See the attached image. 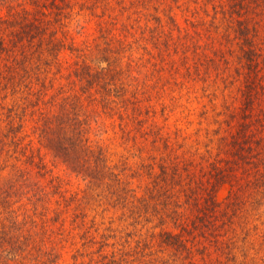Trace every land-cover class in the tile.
Masks as SVG:
<instances>
[{"label": "trees", "instance_id": "1", "mask_svg": "<svg viewBox=\"0 0 264 264\" xmlns=\"http://www.w3.org/2000/svg\"><path fill=\"white\" fill-rule=\"evenodd\" d=\"M135 1L131 0V4ZM147 1L153 0H138L137 3L147 6ZM158 1L166 4L167 0ZM171 1L178 0H169V20L172 28H177L179 15L174 14ZM50 5L59 8L60 3L58 0L48 5L39 0H0V97L3 102L13 101L8 117L0 118V176L4 181L0 188V264H58L57 245L68 238L76 241L74 230L77 229L82 232L84 246L99 244L96 253L101 257L86 264H169V247H173L174 254L181 259L195 264V244L187 234L203 235L205 230L210 233V241L216 244L214 252L224 256L223 259L216 257L217 264H242L244 261L238 259L236 241L229 236L228 228L234 227L238 215L234 199L236 184L241 178L238 171L245 173L248 186L259 183L264 186V105L260 101L264 93V0H211L213 17L207 12V5L203 7L209 20L200 17L193 22L187 15L186 21L194 26V34L200 37L202 32L212 31L208 23L217 29L223 22H230L228 27L236 39L244 79L235 132L220 137L226 155L211 161L198 178L195 173L187 172V182H182L183 167L174 163L172 178L178 177V182H174L178 186L183 183L180 189L184 201L175 198L170 202L169 159L143 163L141 169L127 173V165L121 168L120 164H110L107 148L100 139L93 138L96 131L107 127L108 119L116 122V117L121 120L120 129L125 132L130 121L138 119L129 112L128 102L137 103L139 91L148 87L164 88L161 77L155 78L153 74L152 57L143 60L145 55L137 56L129 51L132 49L130 40H116L115 33L110 36L104 33L102 55L94 65L86 58L82 63L71 61L73 56L66 55L67 50L75 54L82 47H77L68 33L51 37L48 26L43 24L46 15L53 11L49 10ZM29 6L35 9V14L31 15ZM64 13L62 17L67 16ZM41 33L45 38L50 37L45 47L44 40L39 37ZM170 35L173 38L170 39ZM170 35L169 44L174 39L173 33ZM224 35L228 38L226 30ZM185 38L184 44H178L184 48L180 70L183 68L191 75L189 83L196 76L202 79L200 75L211 66H220L215 58L219 48L210 41L208 45L214 56L207 53L195 60L188 51H197L200 45L191 32H187ZM151 39L157 49L158 42L153 41L156 37ZM34 46L35 50L38 47L42 50L41 55L31 57L27 50ZM171 49L169 45V56H172ZM148 55L155 54L148 52ZM124 59L128 60L127 67ZM170 59L173 69L177 70L175 58ZM66 77L75 85L79 83V89L64 90L57 110H43L38 106L29 110L27 105L20 104L29 95L47 89V83L54 86L57 79ZM130 81L138 85L128 98ZM62 84L60 87L64 88ZM35 85L38 88H34ZM22 90L25 95L17 96ZM131 109L138 110L135 104ZM30 125L33 136L28 131ZM109 129L107 127L106 131ZM52 160L53 164L63 163L75 178L86 183L84 190H77L70 196L71 200L66 199L69 197L66 195L69 190L64 189L67 183L64 185L63 178L54 175L53 168L49 167ZM39 177L50 178L51 194L40 188ZM224 187H229L225 205L219 199ZM55 196L64 200L52 202ZM191 198L204 199L192 202ZM93 199L107 202L111 207L119 206L123 210L122 221H130L128 225L134 226L137 234L129 232L125 246H118V241L110 244L111 235L106 233L99 235L100 240L96 239L100 227L93 232L96 222L87 220L88 213L82 206ZM75 202L79 205L73 208ZM190 205L192 210L187 213ZM139 225L142 226L138 229ZM108 231L116 230L108 228ZM108 247L112 248L105 252ZM207 247L196 250L202 254V249ZM212 254L210 252V261L206 264L214 263ZM82 255L80 248L73 258L77 260Z\"/></svg>", "mask_w": 264, "mask_h": 264}, {"label": "rangeland", "instance_id": "2", "mask_svg": "<svg viewBox=\"0 0 264 264\" xmlns=\"http://www.w3.org/2000/svg\"><path fill=\"white\" fill-rule=\"evenodd\" d=\"M39 1L48 5L52 0ZM64 1L62 3L58 0L60 3L59 8L50 5L49 10L53 11L51 14L46 15L43 24L48 26L52 34L51 37L68 33L70 37L75 39L77 47H82L80 51H75V54H71L72 52L67 50L66 55L73 56L71 61L77 62L79 60L82 63V59L86 58L88 62L94 65L102 55L101 48L103 47L104 33L107 36L115 33L116 40L119 38L130 40L132 49L129 51H133L137 56L145 55L143 60L152 57L150 66L153 74L155 78L158 75L161 77V82L165 85L164 88L148 87L143 91H139L137 94L139 98L136 99L137 103L128 102L129 112L138 119L137 121H130L125 132L120 129L121 120L116 117V122L108 119L107 127L110 128L108 131H106L107 127L102 128L100 131H96L93 138L97 141L100 139V143L107 148V157L111 162L110 164H120L121 168L127 165L125 166L127 173L141 169L143 163L153 160L159 162L164 158L169 159V202L175 200V198H182L180 187L183 186L182 182L188 181L187 172L195 173L197 178L201 176V170L206 169L211 161L226 155L220 137L223 135L230 136V132H235V122L241 105V87H243L244 78L242 77L243 68L236 51V39H234V34L228 27L230 22H223L217 29H214V26H210V23H208L212 31L202 32L201 37L194 34V26L186 21L187 15L193 22H197L200 17L209 20V15L213 17L215 14L211 0L171 1L172 6L175 8L174 14L178 13L179 15L177 16L179 23L177 28H172L169 20L171 12L169 11V0L166 1V4L158 0L147 1L145 2L147 6L139 5L138 0L133 4H131V0ZM204 5H207L209 15L204 11ZM29 10L31 15L36 13L32 7ZM63 11L65 15L67 13V16L62 17L61 13ZM224 30L227 31L228 38L224 35ZM187 32H191L194 35V40L200 45L197 51H194V49L188 51L190 56H195V60L207 53L210 57H213L214 54L208 44L210 41H214L219 48L215 58L219 60L220 64L218 68L211 66L209 71L203 72L200 75L202 79L196 76L195 80L189 83L187 82L191 75L183 68L180 70L184 48L178 45L181 42L184 44ZM172 33L174 39L169 44L167 39ZM153 36L157 39H153V41L158 42L157 49L151 41ZM39 37L44 40L43 46L45 47L50 37L45 38L44 33L39 34ZM171 38H173L172 35H170ZM116 45H118L117 42ZM169 45L172 46V56H169ZM35 49L36 46L27 50L31 53V57L41 55L42 50L39 47L37 50ZM129 51L125 54H128ZM148 52L155 55H148ZM19 56L22 57V55ZM170 58H175L177 64L174 66L178 68L177 70L173 69V62ZM12 62V67H14L15 62L13 60ZM123 64L127 67L128 60L124 59ZM133 68L135 67H128L127 69ZM73 77L74 75L71 78ZM66 78L57 79L54 86L47 83V89L29 95L25 101H20V104L27 105L29 110H33L37 106L43 110L48 108L57 110L64 90L71 92L72 87L73 90L79 89V83L75 85L70 77ZM62 83H64V88L60 87ZM137 85L138 82L133 81H130V84L127 85L129 92L126 96L128 98L137 88ZM34 88H38V85H35ZM18 93L17 96L25 95L23 90ZM46 93L48 95L44 96ZM260 101L264 105V93L261 94ZM12 103V99L3 102L0 97V118L8 117ZM134 104L138 108L136 112L131 109ZM113 113L117 116L116 111ZM29 114L32 116L31 112ZM111 122H115L114 125H110ZM30 123L32 124V122ZM32 130L33 128L30 125L28 131L31 136L34 135ZM174 163L183 167L184 173H182L184 175L179 186L175 184L178 182L176 179L178 177L172 178L175 168ZM54 164L53 160L50 161L49 167L53 168V174L63 178L64 185L67 183L64 189L69 190L66 192L69 197L66 199L71 200L70 196L73 193L86 188V183L80 178H75L63 163ZM242 172V170L238 171L241 178L236 184L237 192L236 198H234L237 202L235 206H237L238 215L235 216L234 227L228 228V234L236 241L235 251L238 254L239 261H244L242 264H264V186H260V183L252 187L248 186L245 173ZM39 180L40 188H44L46 192L51 194L53 184H50V178L39 177ZM1 185H4L2 175L0 176V188ZM172 186L174 188L170 189ZM228 190L229 187H224L220 191L219 199L223 202V205L228 201V198H226L229 193ZM173 192L176 194L174 197H172ZM55 199L60 200L62 198L55 196L52 198V202ZM203 199L191 198V201H202ZM182 201H184L183 198ZM77 205H79V202L72 203L73 208H76ZM82 206L83 210L85 208L88 213L87 220L90 222L94 219L96 222L93 232L96 227H100L97 240H100L101 234L106 233L111 235L108 238L110 244L118 241V246H121L125 244L129 232L137 234L136 230L133 229L134 226L128 225L130 221H122L123 210L119 206L111 207L107 202L95 201L94 199L89 204L85 203ZM190 210H192L191 205L187 213H190ZM194 211L197 213L196 208ZM134 223L136 224V222ZM68 226H70V223H68ZM125 226L129 228L126 229ZM141 226L139 225L138 229ZM68 228L71 229V227ZM108 228L116 231H108ZM219 231H221L220 228ZM205 232L203 235L197 236L192 235V233L187 234L195 244V264H206L207 261H210V252L213 253L211 256L213 257V264H217L216 257L223 259L224 256L214 252L216 244L212 240L210 241V233L207 230ZM74 233L77 234L76 241L68 238L63 244L57 245L58 264H73L74 262L86 264L89 261L98 260L101 257L99 253H96L99 244L84 246V240L80 237L82 232L77 229L74 230ZM114 234H116V237L113 236ZM75 243L76 245H74ZM205 246L208 247L202 249V254L196 250ZM80 248L83 255L75 260L73 256ZM111 248H106L105 252L111 250ZM175 251L173 247H169V250H167L169 252V264H190L188 261L181 259L178 254H174ZM171 254L172 257H170Z\"/></svg>", "mask_w": 264, "mask_h": 264}]
</instances>
